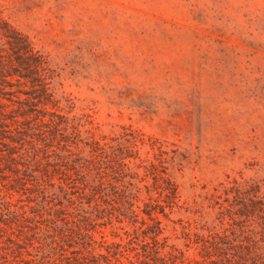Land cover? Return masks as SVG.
<instances>
[{
  "label": "rangeland",
  "instance_id": "rangeland-1",
  "mask_svg": "<svg viewBox=\"0 0 264 264\" xmlns=\"http://www.w3.org/2000/svg\"><path fill=\"white\" fill-rule=\"evenodd\" d=\"M0 19L45 59L50 94L0 81V264H69L84 227L93 253L121 244L115 264H140L150 204L178 263L201 260L195 235L237 228L230 205L250 199L235 223L262 231L264 0H0ZM111 140L125 168L102 166L115 188H99L80 164Z\"/></svg>",
  "mask_w": 264,
  "mask_h": 264
},
{
  "label": "trees",
  "instance_id": "trees-1",
  "mask_svg": "<svg viewBox=\"0 0 264 264\" xmlns=\"http://www.w3.org/2000/svg\"><path fill=\"white\" fill-rule=\"evenodd\" d=\"M46 69L47 64L45 59L39 52L35 51L28 39L0 19V81L5 82L7 78L13 76L18 77V79H27L32 84V88L38 87L42 98L48 101L50 94L48 93V83H46L47 78L44 74ZM42 104L45 105L46 103ZM113 143V140L102 144L97 141L86 143V146L90 148L91 156L90 160H86L80 164V170L81 172L89 171L88 165L94 167L97 171L95 178H97V187L99 188H103L105 185L115 188L112 178L105 180L106 176L102 166L116 162L117 167L120 166V171L125 168V164H122L123 158H120L122 147L121 145H113ZM154 169H156V165L151 163L147 171L152 172ZM83 174L85 175V173ZM158 176L154 177V185L152 187L157 192L158 197L166 204V207L171 208L176 203L177 187L170 178ZM249 202L250 205L247 208H245V205L242 206V208H245L244 211L241 208L232 211L233 207L231 205L228 206V209H224L228 220L231 222L230 226H237L236 229L231 227L230 229H224L221 233L195 235L193 243L199 245L201 253V260L196 261L195 264H264V217L261 225L262 231L258 234L254 233L252 229H247L245 226L235 223L236 220H241V217L245 215L243 212H246V209L249 210L250 207H253L254 204L250 199ZM158 206L161 208L159 204L153 205V207L150 204L146 207H150V210L143 211V214L155 226L149 228L144 235L146 238H149L150 242L143 241L141 247L142 259H139V263L189 264L182 260L183 256L180 252H178L180 255L178 263L176 261V253L174 251H165L167 245H165L164 241L159 240L158 237L161 234L160 222L155 217V214H165L164 209H156ZM130 208L129 213L131 218L137 219L138 215L132 209V205ZM94 211L98 213L102 212L98 204L94 205ZM81 217L77 222H84L85 225L88 217ZM141 223L144 225L145 220ZM146 226L148 227L149 225ZM84 232V237L87 238V241L85 245L81 244V246L87 252V256L83 253L82 249H77L78 251L71 253V258L66 257L69 264H115L116 262H120L118 258L126 253L124 246L115 244L114 246H104V254H95L93 253L95 250L94 245L98 243L88 234L89 230L86 227H84ZM190 241L191 238H188V242ZM101 244L103 245V242ZM135 256H138V254ZM88 257L91 259L89 260ZM128 261L130 263V260Z\"/></svg>",
  "mask_w": 264,
  "mask_h": 264
}]
</instances>
